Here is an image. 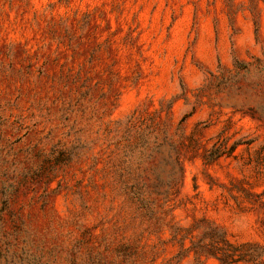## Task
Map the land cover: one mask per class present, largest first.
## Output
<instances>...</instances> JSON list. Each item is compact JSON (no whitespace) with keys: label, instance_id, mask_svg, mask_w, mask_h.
Masks as SVG:
<instances>
[{"label":"rangeland","instance_id":"rangeland-1","mask_svg":"<svg viewBox=\"0 0 264 264\" xmlns=\"http://www.w3.org/2000/svg\"><path fill=\"white\" fill-rule=\"evenodd\" d=\"M202 219L264 244V0H0V264H196Z\"/></svg>","mask_w":264,"mask_h":264},{"label":"trees","instance_id":"trees-1","mask_svg":"<svg viewBox=\"0 0 264 264\" xmlns=\"http://www.w3.org/2000/svg\"><path fill=\"white\" fill-rule=\"evenodd\" d=\"M219 151L215 149L209 162L223 157L224 154ZM200 222H204L208 226L202 230V234L197 240H192L191 246H186L185 241L188 236L192 235L194 229L187 230L182 235L180 250L177 254L179 260L193 255L196 264H202L203 259L210 258L216 259L220 264H264V244L256 241L232 240L226 231L214 223L206 219H202ZM195 229L201 228L197 226Z\"/></svg>","mask_w":264,"mask_h":264}]
</instances>
